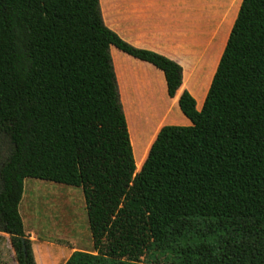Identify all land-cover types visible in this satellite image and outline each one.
Masks as SVG:
<instances>
[{
  "label": "trees",
  "instance_id": "trees-1",
  "mask_svg": "<svg viewBox=\"0 0 264 264\" xmlns=\"http://www.w3.org/2000/svg\"><path fill=\"white\" fill-rule=\"evenodd\" d=\"M112 46L177 95L182 65L124 40L100 0H0V231L18 264H37L28 177L83 189L94 251L64 264H264V0H242L203 107L181 92L192 123L159 125L137 164Z\"/></svg>",
  "mask_w": 264,
  "mask_h": 264
},
{
  "label": "crops",
  "instance_id": "crops-1",
  "mask_svg": "<svg viewBox=\"0 0 264 264\" xmlns=\"http://www.w3.org/2000/svg\"><path fill=\"white\" fill-rule=\"evenodd\" d=\"M241 3L242 0H101L106 24L124 40L134 46L165 54L179 63L173 54L211 52L218 45H221L223 52ZM120 58V69L117 71L115 64V70L127 118L133 113L135 116L137 114L141 117L143 114L145 118L152 119L157 113L161 116L165 111L161 117L168 116L170 121L163 122L160 127L165 124L192 123L180 109L179 96L184 89L189 90L196 98V106L200 110L216 69L206 88L199 86L192 90L187 88L183 79L182 87L172 98L167 93L163 71L127 54L120 55ZM140 95L146 96L147 104L141 103ZM163 100L171 101L169 104H174L176 111L169 113L167 108L164 110ZM25 230L33 241L37 264H64L76 250L68 246H55L47 241L44 245L46 250L56 254L49 263L46 256L40 258L37 255V243L33 240L35 233ZM5 261L6 258L0 254V264H7Z\"/></svg>",
  "mask_w": 264,
  "mask_h": 264
},
{
  "label": "rangeland",
  "instance_id": "rangeland-1",
  "mask_svg": "<svg viewBox=\"0 0 264 264\" xmlns=\"http://www.w3.org/2000/svg\"><path fill=\"white\" fill-rule=\"evenodd\" d=\"M111 52L114 66L116 64L118 71L121 63L120 55L127 53L116 47H113ZM173 55L180 61V64L182 63L185 85L187 88L194 90L199 86H202V88L208 86L212 74L217 68L222 51L221 45H218L211 52ZM140 96L141 103L147 104L146 96ZM169 103L171 101L162 103V107L164 110L167 108L169 113H174L177 108L174 104ZM161 116L159 113L152 119L145 118L143 114L141 117L137 114L135 116L133 113L128 116L127 120L136 164L143 154L144 145L147 143L152 131L163 122L170 121L168 116L163 118ZM11 147L12 144L8 137L1 134L0 159H4L9 154ZM138 171L139 168L136 172ZM20 212L25 229L35 233L33 240L37 243L36 251L40 258H44L49 253L44 246L47 241L54 243L55 246H68L70 249L94 251L85 196L81 187L29 177L26 179ZM0 254L6 258L5 262L7 264H18L10 235L1 231Z\"/></svg>",
  "mask_w": 264,
  "mask_h": 264
}]
</instances>
